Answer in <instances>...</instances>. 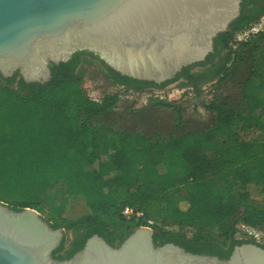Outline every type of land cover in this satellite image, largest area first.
Listing matches in <instances>:
<instances>
[{"label": "trees", "instance_id": "obj_1", "mask_svg": "<svg viewBox=\"0 0 264 264\" xmlns=\"http://www.w3.org/2000/svg\"><path fill=\"white\" fill-rule=\"evenodd\" d=\"M249 3L242 1L240 16L214 40V54L204 62L183 68L159 86L131 88L163 89L183 79L180 87L198 92L197 80L202 79L201 85L226 81L242 53L249 52L253 63L239 88L240 99L211 102L213 121L205 132L159 140L97 123L114 109L118 96L90 99L82 89V73L64 71L71 62L51 66V79L43 85L25 84L17 75L0 77V202L15 211L45 212L51 228L72 232L70 244L65 247L63 237L52 258H71L93 234L118 246L147 221L153 222L155 246L174 243L219 259L242 244L264 249L252 239L236 238L238 224L264 232V30L235 41L264 16V0L255 16L246 11ZM215 54L219 62L207 77L192 72ZM100 64L107 79L118 76ZM175 112L182 123L180 110ZM250 132L260 138H242ZM59 184L64 186L60 198L48 197ZM79 201L85 213L72 218ZM124 206L136 207L143 218L114 234L107 220L125 221L119 216ZM165 224L193 231L173 234L161 228Z\"/></svg>", "mask_w": 264, "mask_h": 264}, {"label": "water", "instance_id": "obj_2", "mask_svg": "<svg viewBox=\"0 0 264 264\" xmlns=\"http://www.w3.org/2000/svg\"><path fill=\"white\" fill-rule=\"evenodd\" d=\"M243 0H0V77L46 84L50 65L95 56L121 76L160 85L204 62L214 40L240 16ZM64 229L31 209L0 202V264H264V249L242 244L227 259L155 246L139 226L118 245L97 234L69 259L52 258Z\"/></svg>", "mask_w": 264, "mask_h": 264}, {"label": "rangeland", "instance_id": "obj_3", "mask_svg": "<svg viewBox=\"0 0 264 264\" xmlns=\"http://www.w3.org/2000/svg\"><path fill=\"white\" fill-rule=\"evenodd\" d=\"M264 16L247 30L252 37L255 32L264 29ZM255 28V30H252ZM236 37V36H235ZM223 54H220L221 57ZM82 66V89L88 97L95 101H100L105 95L116 94L118 102L112 111L99 118L97 123H107L116 131H130L141 133L149 139L166 140L171 137L183 136L188 133L205 132L213 121V115L208 110L211 102H220L227 98L237 102L240 99L239 88L241 83L248 76L253 63L249 52L242 53V59L231 69L230 77L221 83H207L204 89L193 92L188 87H180L181 82H175L163 89L156 90H119L107 84L99 75L102 68L96 60L84 59ZM165 105V106H164ZM168 105V106H167ZM181 113L182 123H179L175 109ZM245 140L260 138L257 132H250L241 135ZM162 167L160 170L162 171ZM63 185H56L51 189L48 197L59 199L63 193ZM245 190L254 192L249 186L243 187ZM85 213L82 203L77 202L76 210L72 218ZM43 219L46 213L40 214ZM109 229L114 234H119L124 228L129 226L128 221H121L116 218L107 220ZM165 232L173 234H188L193 230L189 227H180L172 224L162 225ZM64 245L67 247L72 240V232H64Z\"/></svg>", "mask_w": 264, "mask_h": 264}, {"label": "flooded vegetation", "instance_id": "obj_4", "mask_svg": "<svg viewBox=\"0 0 264 264\" xmlns=\"http://www.w3.org/2000/svg\"><path fill=\"white\" fill-rule=\"evenodd\" d=\"M261 4L259 3V0H251V3H249V5L247 6V13H249L251 16H255V15H257L258 13H259V11H260V8H261ZM211 54H214V51L211 53ZM89 55L90 56H92V57H94V58H96L95 56H93V55H91V54H89V53H85V52H76V53H74L73 55H72V57L67 61V62H65V63H59L58 65H50V68H51V66H60V65H65V64H68V63H70L71 62V64L69 65V67H67L64 71L65 72H73L74 74H78V73H82L83 74V69H84V67L82 66V64H83V62L85 61L84 59L86 58V59H89V60H96L97 62H98V64L100 65V67L102 68V66H101V64H100V60H98L97 58L96 59H92V58H90L89 57ZM210 55V54H209ZM208 55V56H209ZM74 56H76L75 57V59H73L74 58ZM207 56V57H208ZM206 57V58H207ZM77 59H79V60H81V62H78V64H76L77 63ZM219 62V58L217 57V55L215 54V55H213V57H212V59L209 61V63L207 64V65H205V66H201V67H194L193 69H192V72L193 73H195V74H199V75H201L202 76V78H205V77H207V75H209V72L210 71H208V69H210V68H212V67H214V65H216L217 63ZM105 65V64H104ZM106 66V65H105ZM107 67V66H106ZM103 69V68H102ZM50 71H51V69H50ZM113 71V70H112ZM114 72V71H113ZM115 74H118V73H116V72H114ZM99 75L101 76V78L107 83V84H109L110 86H113V87H115V88H117V89H119V90H131V88H133V87H144V86H148V85H146L145 83H147V84H153V85H155L154 83H151V82H143V81H136V80H133V79H130V78H128L129 80H133V81H136V82H142V83H139V84H133L131 81H128V80H124V79H121V78H127V77H124V76H121L120 74H118V76L117 75H115V77L113 78L112 76H110V78L109 79H107L104 75H103V73H101V72H99ZM15 76V75H14ZM18 76V75H17ZM177 76V75H176ZM175 76V77H176ZM19 78H21L20 76H18ZM13 78V77H12ZM11 79V78H10ZM173 80V79H172ZM185 82L183 79H179L178 81H176V82ZM201 81H202V79H199V80H197L196 82H195V85H197V88H198V91H199V89H204L205 87V85H201L202 83H201ZM167 82V81H166ZM144 83V84H143ZM163 83H165V82H163ZM162 83V84H163ZM173 84V83H172ZM161 85V84H160ZM149 86H151V85H149ZM155 86H159V85H155ZM146 90H156L155 88H153V87H148V88H146ZM193 90V89H192ZM193 92H196V91H194L193 90ZM197 93V92H196ZM94 235V234H93ZM165 244H167V243H165ZM172 244H174V243H172ZM117 245V244H116ZM164 245V244H163ZM175 245V244H174ZM177 246H179V245H177ZM180 247V246H179ZM181 248V247H180ZM234 248V247H233ZM183 250H185L184 248H182ZM190 253V252H189ZM202 255H208V256H211V255H209V254H202ZM212 256H214V255H212ZM216 257V256H215Z\"/></svg>", "mask_w": 264, "mask_h": 264}, {"label": "built area", "instance_id": "obj_5", "mask_svg": "<svg viewBox=\"0 0 264 264\" xmlns=\"http://www.w3.org/2000/svg\"><path fill=\"white\" fill-rule=\"evenodd\" d=\"M264 24V23H263ZM253 25V24H252ZM252 30H255V28H252ZM264 29L257 30L255 34H257L260 31H263ZM249 30H245L241 33H238L235 37L236 42H242L246 41L250 38ZM119 216L128 222H140L143 218V213L136 207H130V206H124L119 211ZM153 224L152 221H147L145 225H142L143 227L151 228V225ZM237 233L236 238L238 239H252L255 242L264 245V232L260 230H256L253 228H250L248 226H245L243 224H238L236 226Z\"/></svg>", "mask_w": 264, "mask_h": 264}]
</instances>
